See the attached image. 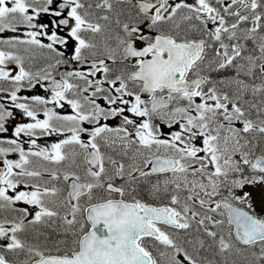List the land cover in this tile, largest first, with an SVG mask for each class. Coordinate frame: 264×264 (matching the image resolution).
Listing matches in <instances>:
<instances>
[{
	"label": "snow or ice",
	"instance_id": "obj_1",
	"mask_svg": "<svg viewBox=\"0 0 264 264\" xmlns=\"http://www.w3.org/2000/svg\"><path fill=\"white\" fill-rule=\"evenodd\" d=\"M0 264H264V0H0Z\"/></svg>",
	"mask_w": 264,
	"mask_h": 264
},
{
	"label": "flooded vegetation",
	"instance_id": "obj_2",
	"mask_svg": "<svg viewBox=\"0 0 264 264\" xmlns=\"http://www.w3.org/2000/svg\"><path fill=\"white\" fill-rule=\"evenodd\" d=\"M43 143V141H41Z\"/></svg>",
	"mask_w": 264,
	"mask_h": 264
}]
</instances>
